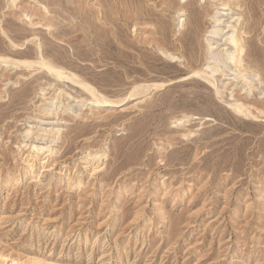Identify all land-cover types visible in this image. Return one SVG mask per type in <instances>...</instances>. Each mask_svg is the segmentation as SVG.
Here are the masks:
<instances>
[{
  "label": "rangeland",
  "instance_id": "obj_1",
  "mask_svg": "<svg viewBox=\"0 0 264 264\" xmlns=\"http://www.w3.org/2000/svg\"><path fill=\"white\" fill-rule=\"evenodd\" d=\"M223 1L0 0V254L264 264V0ZM239 15L252 88L220 51ZM80 83L141 94L96 108ZM40 127L60 130L45 162L30 149L49 141Z\"/></svg>",
  "mask_w": 264,
  "mask_h": 264
},
{
  "label": "bare ground",
  "instance_id": "obj_2",
  "mask_svg": "<svg viewBox=\"0 0 264 264\" xmlns=\"http://www.w3.org/2000/svg\"><path fill=\"white\" fill-rule=\"evenodd\" d=\"M235 1L236 0H226V1H223L222 5L225 6V7H230L231 5L235 4ZM15 3H16V0H12V4L15 5ZM243 19H244V17L239 15L238 18H237L236 23H232L231 22L230 25H226V26H228L229 29H231V32L228 35V37L226 38L225 48L220 50V51H221V56L223 58H225L228 62L233 64L234 67L239 70V73L242 75V79L247 83V86L252 88L253 84L249 81V79L247 80L246 74H245V72L247 70H250V69H249V67H246L243 64L244 63V55L247 52L246 51V42H245V40L243 38V35L246 34V32H242ZM22 64L24 66H28V67L33 65L31 62H22ZM38 64L40 66H43L48 71V73L50 72L51 75L53 77L57 78V79H69L70 76H71L68 73H66L64 70L58 69L57 67H55L51 63L43 61V62L38 63ZM210 65H212V64H210ZM213 67H214L215 70H218L217 66L213 65ZM256 67H257V65H256ZM199 72L200 71H196L195 73L199 74ZM74 81L78 82L77 80H74ZM80 84L83 87V90L86 91L93 98V103L92 104H94L96 106V108L109 107L107 105H117L118 103H120V102H122V101H124L126 99H129V98H132V97L134 98V96H139L141 94L139 92L140 88L137 87V88H134V90H132V93L130 94L129 97H127L125 99H122V100H111V99L99 94L92 86H90L88 84H83V83H80ZM153 86H155L157 88L162 87V85H158V84H155ZM248 94H249V92H248ZM57 101L53 100L51 102L49 101V103L46 102L47 103L45 105L46 107H44V106L41 107L38 116H40V118L41 117L52 118L54 116H57V112H58L57 111ZM84 106H85V103H81L80 104V106H79L80 107V111H82V108ZM231 107L238 114H242V115L248 116V117L249 116H253L254 117V115L251 112L250 108L245 106V105H231ZM67 109H70V106H68ZM255 118H257V117L255 116ZM39 132H41L42 136L48 137L49 141L48 142H44L45 143L44 145L43 144H39V145L32 144L30 149H31V152H32L31 154H34L36 156L37 160H39V162H42V161L45 162V160L48 159V157H51L53 155V153H54V150L51 149L49 144H51V142H53L56 139V137L60 134V130H58V129L55 130L54 128H52V129H43V128L40 127V131ZM29 135H30V131L27 132L26 137H28ZM45 141H47V140H45ZM101 155H103V154H101ZM43 156H46V157L42 158ZM84 159L86 161H88L89 163H92L93 166L94 165H98L97 167H94L92 169L93 172L98 171V169L100 168V165L98 164L100 162V159H101L100 153L93 154V153L89 152L85 156ZM31 161L32 160H28L27 159V160H25V163L28 165V173L33 174V172H34L33 171L34 162L32 161L33 163H31ZM0 264H23V263H21L18 259H14L12 257H9V256L5 255V254H0Z\"/></svg>",
  "mask_w": 264,
  "mask_h": 264
}]
</instances>
